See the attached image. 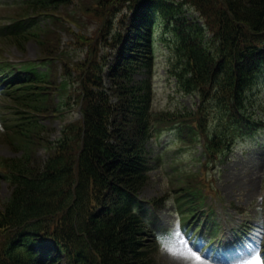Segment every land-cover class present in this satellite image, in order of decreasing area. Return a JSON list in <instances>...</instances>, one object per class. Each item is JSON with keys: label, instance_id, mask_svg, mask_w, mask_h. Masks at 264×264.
Masks as SVG:
<instances>
[{"label": "trees", "instance_id": "trees-1", "mask_svg": "<svg viewBox=\"0 0 264 264\" xmlns=\"http://www.w3.org/2000/svg\"><path fill=\"white\" fill-rule=\"evenodd\" d=\"M78 1L80 13L99 21L84 59L62 44L61 30L85 24L79 13L60 19L69 0H27L11 31L0 32L23 51L32 40L43 51L31 63L0 62V92L13 101L8 134L22 151L0 160V178L12 187L0 202V264H157V244L135 207L150 180L149 142L174 125L183 140L203 138L212 161L264 128L248 107L264 77V0ZM190 8L199 16L188 17ZM159 24L174 32L169 70L184 93L199 95L197 109H153ZM69 102L82 117L51 141L44 121L62 117ZM192 176L179 197L190 223L203 205L201 178ZM216 226L202 222L196 233Z\"/></svg>", "mask_w": 264, "mask_h": 264}, {"label": "rangeland", "instance_id": "rangeland-1", "mask_svg": "<svg viewBox=\"0 0 264 264\" xmlns=\"http://www.w3.org/2000/svg\"><path fill=\"white\" fill-rule=\"evenodd\" d=\"M26 1L0 0V25L11 26L10 19L23 13ZM69 1L72 2L69 6L60 8L58 13L60 19L71 13H79L80 16L85 17H83L85 24L81 31L72 25L69 26L73 30L66 28L68 33L65 29L61 30L62 44L72 50V57L84 59L87 51L91 49L89 41L99 36V21L81 11L82 15L78 8L76 9L75 2L78 0ZM186 14L190 18L199 16V12L191 8L186 9ZM40 18L42 25L50 24L47 17ZM60 27L63 29L62 26ZM6 30L11 31V28H1L0 32ZM6 39L0 36V62L25 64L43 56L41 45L33 40L27 42L23 51L18 46H12L11 42H5ZM174 40L172 29L159 24L155 43L156 67L152 73L155 112L194 110L200 103L199 95L184 93L183 88L170 73V53ZM57 41L53 33L49 42L57 45ZM61 49L63 50L62 47ZM61 69L60 65L59 73ZM106 84L108 88L112 86L108 79ZM10 98L0 95V160L22 155V151L16 149L8 134L11 133L7 127L11 123L13 111V101ZM248 107L256 118L264 120V77L259 78L257 84L249 91ZM60 112H64L62 117L44 121V124L53 129L51 141H55L65 125L81 117L79 105L73 102L71 106H66ZM209 121L211 123V120ZM164 127L166 130L149 143L152 169L149 183L140 193V199L145 202L143 217L159 239L158 249L154 253L157 264H250L256 248L240 246L232 230L246 222L258 229L256 240L262 247L260 254L264 256L262 251L264 250V131L258 132L253 138L238 140L231 153L208 166L203 140L199 141L202 144L188 146L182 139L180 130L174 128L176 126ZM37 156L40 161H46L48 154L44 148H41ZM193 173L201 178L205 187L204 193L214 195V197L210 196L208 205L210 207L213 205L215 208L218 220L223 224V230L219 234L220 240L230 249L229 252L221 250L219 256L217 254L213 258L206 251L203 252L197 244L195 248L192 247L195 241L188 239L190 236L186 235L182 226L184 220L179 213L177 191L182 187L183 181L193 177ZM0 185L2 203L10 197L12 187L5 180H2ZM152 200L160 201L162 205L158 202L156 208H153L148 204ZM203 237L206 238V234ZM217 247H220L219 244ZM197 249L200 260L192 255Z\"/></svg>", "mask_w": 264, "mask_h": 264}, {"label": "snow or ice", "instance_id": "snow-or-ice-1", "mask_svg": "<svg viewBox=\"0 0 264 264\" xmlns=\"http://www.w3.org/2000/svg\"><path fill=\"white\" fill-rule=\"evenodd\" d=\"M188 239L190 240L191 237H188ZM192 247L195 248L196 247V243L193 242ZM199 249H197L196 251H193L192 255L196 257L197 260H200L201 257L198 255ZM250 264H264V256H262L260 254V249L259 247L256 248L255 253L252 257V260L250 262Z\"/></svg>", "mask_w": 264, "mask_h": 264}]
</instances>
